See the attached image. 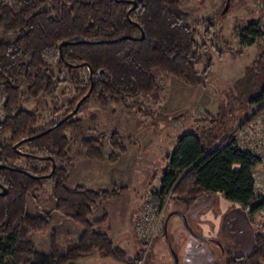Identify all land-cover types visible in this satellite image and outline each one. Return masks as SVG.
I'll return each mask as SVG.
<instances>
[{"label":"trees","instance_id":"obj_1","mask_svg":"<svg viewBox=\"0 0 264 264\" xmlns=\"http://www.w3.org/2000/svg\"><path fill=\"white\" fill-rule=\"evenodd\" d=\"M183 1L0 0V97H4L0 165H6L0 169V192L7 189L6 195L0 194V264H71L96 251L126 264H140V254L128 257L109 232L99 229L108 213L92 220L99 203L120 197L128 188L100 191L69 186L70 171L59 161L67 160L71 147L67 131L80 128L81 119L74 118L77 113L64 118L90 91L79 110L92 95L106 107L110 101L152 94L160 88V71L200 86L199 43L181 9ZM240 35L250 45L264 42L261 20H251ZM260 58L264 75V50ZM259 81L235 123L217 126L215 119L209 128L180 138L167 156L159 189L151 195L164 198L173 189L171 200L188 212L201 196L221 193L234 204L250 206V221L257 224L255 217L264 209V197L256 192L254 170L264 164L237 134L264 108V78ZM55 91L68 110L38 128L39 117L21 106L22 96L38 98ZM119 137L112 134V146L125 152L127 146ZM27 138L31 139L14 147ZM81 143L96 161L115 159L114 153L106 156L97 140L85 138ZM48 178L53 182L54 205L45 214H35L30 204L39 198ZM54 212L82 228L78 244L65 253L56 247ZM258 228L253 251L245 256L225 251L226 264H264V226ZM42 231L53 232L48 253L39 251L32 238Z\"/></svg>","mask_w":264,"mask_h":264},{"label":"rangeland","instance_id":"obj_2","mask_svg":"<svg viewBox=\"0 0 264 264\" xmlns=\"http://www.w3.org/2000/svg\"><path fill=\"white\" fill-rule=\"evenodd\" d=\"M226 3L227 0H184L181 3L199 43L197 70L202 75L200 86H192L183 79L160 71V88L152 94L130 98L126 102L110 101L106 107L96 95H92L74 117L81 119L80 128L67 131L72 139L71 147L67 160L59 161V164L69 169L71 188L78 185L100 191L122 186L128 188L127 193L120 197L99 203L92 220H99L108 213L99 229L109 232L115 245L124 249L128 257L140 254V264H175L174 252L178 255V264H184L186 239L182 240L181 235L202 243L191 235L181 218L174 215L169 221L168 234L157 232L146 254V245L143 241L140 243L138 232L132 228L129 213L134 206L144 205L150 192L159 189L167 156L175 150L180 138L188 132L209 128L215 119L217 126L222 122L227 126L235 123L244 112L243 103L248 101L250 94L258 89L259 80L264 78L259 68L264 42L250 45L243 42L240 35L251 20L259 19L264 26V0H232L230 9L223 14ZM3 101L4 97H0V119L4 115ZM64 103L59 91L38 98L24 95L21 99L23 108L38 115V128L61 118L68 110ZM113 133L120 135L118 139L127 146V151L113 148L110 140ZM85 138L102 143L106 156L114 153L115 159L99 162L88 156L81 143ZM23 150L29 148L24 147ZM19 165H24V161ZM44 183V190L38 192L39 198L30 204V210L35 214H45L54 205L52 179L48 178ZM177 208L183 206L171 200L167 212ZM53 217L56 247L65 253L78 244L82 228L60 213L54 212ZM190 226L199 234L197 226ZM52 233L42 231L32 235L39 251L48 253L52 250ZM206 245L215 251L209 263H205L209 257L207 253L203 256L200 251L199 255L188 253L205 264H226V256H221L219 245L214 242H206ZM71 264L126 263L96 251L93 255L77 258Z\"/></svg>","mask_w":264,"mask_h":264},{"label":"crops","instance_id":"obj_3","mask_svg":"<svg viewBox=\"0 0 264 264\" xmlns=\"http://www.w3.org/2000/svg\"><path fill=\"white\" fill-rule=\"evenodd\" d=\"M259 107H261V105ZM259 107H255V109ZM260 113L264 114V108ZM237 137L244 146L248 147L247 139L242 136L240 131L238 132ZM254 177L256 181V192L261 197H264V165H261L254 170ZM142 204L138 207L134 206L129 213L131 216L132 228H135V221L140 215L143 206ZM249 211L250 210L247 207L245 208L241 205L230 202L224 198L221 193L205 194L201 196L196 204L188 211L187 217L191 225H195L199 228L200 235L213 238L219 242L215 244L220 246L221 256L224 257L225 251L236 256H245L249 255L256 245V233L259 229L258 226H264V218L262 215L259 214L255 217L256 223L259 224L257 225L250 221L248 215ZM180 235L181 234L178 236ZM185 237L181 235L182 240L186 239V259L184 264H192L193 262H199V264L209 263L210 258H212V256L214 257V249H210V247L206 245V242L198 244V242L193 240L192 237L189 239ZM202 249L203 251H201ZM199 251L201 252V256L207 253L209 261L206 260L204 263L200 258L191 254L194 253L199 255Z\"/></svg>","mask_w":264,"mask_h":264},{"label":"built area","instance_id":"obj_4","mask_svg":"<svg viewBox=\"0 0 264 264\" xmlns=\"http://www.w3.org/2000/svg\"><path fill=\"white\" fill-rule=\"evenodd\" d=\"M240 133L247 139L248 148L254 151L264 164V114L260 113L255 119L240 129ZM172 191L166 193L165 197L150 195L144 203L143 209L135 221V229L140 236V241L146 245V254L151 242L160 229L165 217L168 203L171 200ZM251 210V207H247ZM260 214L264 218V209Z\"/></svg>","mask_w":264,"mask_h":264},{"label":"water","instance_id":"obj_5","mask_svg":"<svg viewBox=\"0 0 264 264\" xmlns=\"http://www.w3.org/2000/svg\"><path fill=\"white\" fill-rule=\"evenodd\" d=\"M231 1H232V0H227L226 6H225V8H224V10H223V14L227 13L228 10L230 9ZM65 44H66L65 42L62 43V44H61V48H62ZM90 95H91V91H90V92H89L84 98H82V99L79 101V103L77 104L76 109H75V110H74V111H73L68 117H66L65 119H67V118L73 116L75 113H77L78 110H79V108H80V106H81V104L83 103V101H84L87 97H89ZM65 119H64V120H65ZM29 139H31V138L23 139V140L17 142V143L14 145V147H15L16 149H18L19 146H20L21 144H23L24 142L28 141ZM48 158H49L50 160L54 161V159H53L52 156H50V157H48ZM5 167H6V165H4V164L0 165V169L5 168ZM55 168H56V166H55V162H54L53 171L55 170ZM48 176H51V174L48 175ZM0 194H2V195H6V194H7V189L5 188L4 191L0 192ZM174 215H177V216H179V217L181 218V220L183 221V223H184L185 227L187 228V230L191 233L192 236H194V237L197 238L198 240H200V241H202V242H214V243H219L218 241H216V240L213 239V238L205 237V236H202V235L197 234L196 232H194L193 229H192L191 226H190V223H189V220H188L187 215H186L185 213H183L182 211H180V210H173V211L169 212L168 215L166 216L165 221H164V235L168 234V225H169V221H170V219L172 218V216H174ZM174 258H175V264H178V260H179V259H178V255H177L175 252H174Z\"/></svg>","mask_w":264,"mask_h":264},{"label":"flooded vegetation","instance_id":"obj_6","mask_svg":"<svg viewBox=\"0 0 264 264\" xmlns=\"http://www.w3.org/2000/svg\"><path fill=\"white\" fill-rule=\"evenodd\" d=\"M173 190V189H172ZM173 192V191H172ZM151 195V193L150 194H148V197ZM171 201V200H170ZM144 206V205H143ZM143 206H142V209H143ZM142 209H141V211H142ZM176 210H180V211H182L183 213H185L187 216H188V212H186L185 210H184V208H177ZM141 213V212H140ZM168 213L169 212H167V210H166V213H165V217H164V219H163V222L161 223V226H160V229L157 231V232H161L162 231V234L164 235V221H165V218H166V216L168 215ZM157 232H156V234H157ZM167 235V234H166Z\"/></svg>","mask_w":264,"mask_h":264}]
</instances>
